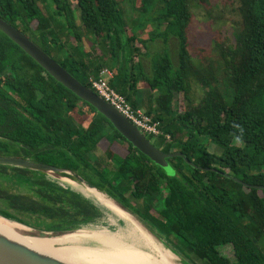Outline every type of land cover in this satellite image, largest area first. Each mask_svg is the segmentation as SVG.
<instances>
[{
    "label": "trees",
    "instance_id": "obj_1",
    "mask_svg": "<svg viewBox=\"0 0 264 264\" xmlns=\"http://www.w3.org/2000/svg\"><path fill=\"white\" fill-rule=\"evenodd\" d=\"M48 1L0 0V18L82 86L90 89L89 78L109 69L110 88L133 108L145 87L143 112L162 134L147 139L196 168L174 157L166 159L174 174H165L1 32L0 156L78 174L190 264H264V190L253 188L264 187V0H236L233 42L214 40L213 58L199 49L195 60L187 40L191 9L208 0ZM157 43L162 51L155 53L149 46ZM192 85L201 91L196 103ZM203 139L220 154L208 152ZM98 149L103 158L93 157ZM0 215L50 231L101 225L106 216L54 181L6 166Z\"/></svg>",
    "mask_w": 264,
    "mask_h": 264
},
{
    "label": "water",
    "instance_id": "obj_2",
    "mask_svg": "<svg viewBox=\"0 0 264 264\" xmlns=\"http://www.w3.org/2000/svg\"><path fill=\"white\" fill-rule=\"evenodd\" d=\"M0 32L5 35L14 45H16L26 56L34 61L48 76H50L55 82L63 86L66 90L76 96L80 101L88 104L99 115H101L109 125L128 143L133 149L140 154L155 161L154 163L163 164L162 168L168 167L165 159L180 157L188 166L196 168L192 165L185 156L179 152H172L165 154L160 150L157 151L153 148L150 142L122 115H120L113 107L104 102L89 88L82 86L77 80H75L69 73H67L58 63L51 59L47 54L40 50L35 44H33L27 37L20 33L17 29L13 28L0 18ZM152 161V162H153ZM166 164H165V163ZM156 163V164H157ZM155 165V164H154ZM0 166L13 167L17 169L28 170L30 172L41 175L49 180L56 182L62 188L71 190L82 196H89L98 206L103 207L106 211L113 214L109 209L102 205L93 195L85 191V188L96 190L100 194L109 199L122 213L129 216L131 220L139 225L143 234L150 240L149 245L154 250L153 257L160 260V251H164L169 255L172 264H190L177 252H175L163 239H161L156 233H154L149 227H147L137 216L131 211L121 205L118 201L109 196L106 192L94 187L87 181H85L78 174L55 168L46 164L33 162L29 159L0 156ZM156 166V165H155ZM207 171L208 169H202ZM173 175V174H172ZM235 182H238L234 179ZM256 190H264V187H253ZM86 198V197H85ZM90 200V199H89ZM92 201V200H91ZM93 202V201H92ZM115 215V214H113ZM0 219L19 227L21 236L32 239H52V240H65L66 237H75L77 233L91 232L94 230V226L81 227L71 230L50 231L44 229L33 228L27 226L18 221L6 218L0 215ZM131 228L132 225L127 222ZM93 229V230H92ZM104 230V229H103ZM140 237V236H139ZM143 239V238H142ZM77 247L80 249H95L101 250L102 247L89 238L76 237ZM64 243V242H62ZM94 246H89L93 245ZM61 247H67L62 245ZM148 255H151L148 253ZM152 256V255H151ZM0 264H80L73 263L61 258H57L53 255L39 252L22 242L9 237L0 232Z\"/></svg>",
    "mask_w": 264,
    "mask_h": 264
},
{
    "label": "bare ground",
    "instance_id": "obj_3",
    "mask_svg": "<svg viewBox=\"0 0 264 264\" xmlns=\"http://www.w3.org/2000/svg\"><path fill=\"white\" fill-rule=\"evenodd\" d=\"M85 191L93 195L102 205L109 209L113 214L109 213L99 204L98 206L104 211L106 217L111 220V225L106 226L101 224L100 226L104 230H97L91 232L77 233L75 237H66L69 240L70 246L61 247L58 245V240L52 239H32L21 236L19 227L9 224L0 219V232L8 235L9 237L16 239L23 244L43 253L53 255L57 258H61L73 263L80 264H172L169 255L164 251H160V260L153 257L154 250L152 249L151 255L139 250L135 247L138 245L131 244L137 242V238L141 241L143 238L145 246L150 250V241L146 235L143 234L142 228L134 223L131 218L122 213L109 199L100 194L96 190L85 188ZM95 202L89 196H84ZM96 203V202H95ZM129 222L130 225L127 224ZM124 233V234H122ZM137 235H136V234ZM140 237H139V236ZM76 237L89 238L94 243L102 247L101 250L95 249H80L77 247ZM125 240L130 241L129 244ZM142 240V241H143ZM141 241V242H142ZM143 243V242H142ZM139 244V243H138Z\"/></svg>",
    "mask_w": 264,
    "mask_h": 264
},
{
    "label": "rangeland",
    "instance_id": "obj_4",
    "mask_svg": "<svg viewBox=\"0 0 264 264\" xmlns=\"http://www.w3.org/2000/svg\"><path fill=\"white\" fill-rule=\"evenodd\" d=\"M44 1L45 2L47 1L46 4L49 3L48 0H44ZM136 2H138V1H136ZM123 7L125 10H128L127 14L129 16L132 17V16L137 15L136 12L132 14L131 8H130L131 6L129 4L124 3ZM191 12H192V19H191L190 25H189L188 30H187V40H188L190 54L192 56V59L195 60V57L198 55L197 50H199V49H201V52H199V55L209 56L210 58H213L212 57L213 56L212 55V53H213L212 52V45H213L214 40H219L221 43L233 42V34L236 31L237 22L239 20V17L237 14L236 0H208L206 5H200V6L192 7ZM171 44L172 45H171V50L169 51V57L171 60L175 61L176 51H175V47L173 46V43H171ZM149 47L155 53L162 51V46L160 43H157L156 45H151ZM136 69L137 68L135 67V70ZM200 96H201V91L199 89H197L196 85H192L191 97L195 103L197 101H199ZM141 108H142V106H141ZM142 111H144V109ZM88 120H89V118L84 119V122L87 123V126L90 123ZM143 136L147 139V137L145 135H143ZM149 142L153 146L154 149L159 151L154 146L152 139ZM202 142L205 144L208 152L216 154V155L220 154L221 151H220V148L218 146H216L212 142H208L205 139H203ZM121 146L123 148V147H125V144L123 143V145H121ZM93 157L94 158H103L102 150L98 149L95 152V154H93ZM146 158L149 160L148 157H146ZM152 161L153 160H151V163L153 165L155 164L157 167L162 169L163 172H165V174H167V175L174 174L172 167H170L168 165L166 159L164 161L167 163L168 167H166L165 169L162 168L163 164L161 165V163L159 164L157 162H156L157 163L156 164V163H154L155 161H153V162ZM13 189H15V188H13ZM13 189L11 190L12 192H13ZM87 199H89V198H87ZM102 222H103L102 224H104L106 226L111 225V220L109 219V217L105 216L103 218ZM94 227H95V228H93L94 230H100V229L103 230L104 229L100 226V224L95 225ZM122 234H124V233H122ZM137 241L139 244L137 242L132 243V240H131V244H133L134 247H135V245H138L139 247H135V248H137L139 250H143L146 253H151L152 249L150 248V250H148V248L145 246L144 240L142 241L143 242L142 243L137 238ZM62 242H64V243H62ZM125 242L127 244L130 243V241H127V240H125ZM57 243H58V245H61V246L66 245L67 247L71 245L68 239L58 240ZM94 245L95 244L89 245V246H94ZM94 247H96V246H94ZM221 252L227 258H229V259L233 258L231 249L229 247L222 248Z\"/></svg>",
    "mask_w": 264,
    "mask_h": 264
},
{
    "label": "built area",
    "instance_id": "obj_5",
    "mask_svg": "<svg viewBox=\"0 0 264 264\" xmlns=\"http://www.w3.org/2000/svg\"><path fill=\"white\" fill-rule=\"evenodd\" d=\"M113 74L109 69H104L97 76L89 78L90 90L104 102L113 107L120 115L128 120L141 134L152 139L162 136L159 123L146 115L141 109L133 108L121 95L109 86ZM164 142L169 141L168 135L164 136Z\"/></svg>",
    "mask_w": 264,
    "mask_h": 264
},
{
    "label": "crops",
    "instance_id": "obj_6",
    "mask_svg": "<svg viewBox=\"0 0 264 264\" xmlns=\"http://www.w3.org/2000/svg\"><path fill=\"white\" fill-rule=\"evenodd\" d=\"M142 64H143V68L146 70L147 69V61L146 60H142ZM147 96H148V91L146 90L145 87L140 86L135 94H134V99L136 101V104L140 105V109H144V107L147 105ZM142 106V108H141ZM142 109V110H143Z\"/></svg>",
    "mask_w": 264,
    "mask_h": 264
}]
</instances>
